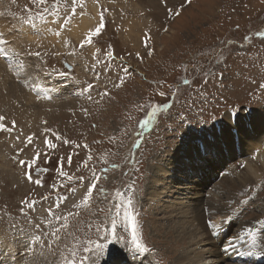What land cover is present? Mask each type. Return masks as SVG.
I'll return each instance as SVG.
<instances>
[{
	"label": "rangeland",
	"instance_id": "rangeland-1",
	"mask_svg": "<svg viewBox=\"0 0 264 264\" xmlns=\"http://www.w3.org/2000/svg\"><path fill=\"white\" fill-rule=\"evenodd\" d=\"M101 15L105 27L82 48ZM259 31H264V0H47L39 6L33 0H0V49L7 53L0 55V115L6 118L0 123L11 129L0 130V232L12 235L15 258L24 261L21 249L32 246L36 253L30 262L75 259L79 264L85 242L92 240L108 244L96 264H222V259L234 264L242 259L236 254L212 260L197 221L188 227L178 220L183 212L199 209L197 192L210 207L219 195L215 184L247 171L246 166L237 175L232 167L219 172L233 162L229 156L235 159L239 152L242 160L257 163L250 151L241 150L240 137L249 144L248 136L254 142L264 133ZM47 88H53L52 99L43 98ZM205 136L222 146L186 150L190 141L202 142ZM37 153L31 169L19 164L30 163ZM211 169L218 172L209 181ZM252 178L237 189L249 191L254 208H261L264 180ZM91 184L97 187L88 206L75 207ZM129 200L145 253L135 251L124 218ZM22 201H35L34 207ZM206 210L201 208V220L209 230L214 222ZM40 220L46 222L40 238L16 227ZM113 220L121 240L109 234ZM190 229L196 242L184 236Z\"/></svg>",
	"mask_w": 264,
	"mask_h": 264
},
{
	"label": "bare ground",
	"instance_id": "bare-ground-1",
	"mask_svg": "<svg viewBox=\"0 0 264 264\" xmlns=\"http://www.w3.org/2000/svg\"><path fill=\"white\" fill-rule=\"evenodd\" d=\"M3 30H5V29H3ZM26 31L28 32L29 29ZM5 33H7V32L5 31ZM23 33H24V31H23ZM1 34H3V33H1ZM27 34H29V33H27ZM30 37H33V36H30ZM1 40H2V38H1ZM6 79H8V78H6ZM34 79H36V78H34ZM27 84H29V82H27ZM52 92H53V88H49V89L47 88L44 96L42 95L43 98L47 99V98H49V96L51 98ZM48 101L50 102V99ZM230 121L232 124H234V126H236L235 122L234 121L232 122V118H230ZM243 124H249V123L247 121H243ZM241 125H242V123H241ZM249 125H251V123ZM241 128H243V127H241ZM238 129L239 128H237V126H236V129L234 130L235 135L240 133V132L238 133V131H237ZM246 131L247 130H244V132H242V134H244ZM216 133H217V129H216ZM217 136H219V135L217 134ZM220 138L225 139V136L222 134V137H220ZM204 139L205 140L202 142L201 141H199V142L195 141V143H193L194 141H190L191 143H190L188 149H186V150H192L193 148H196L197 150H200V148L206 150L205 146L207 144L210 145V149L213 146L215 148H218V147L222 146V144H223V142L217 141L216 145H212V139L213 138H211V136H205ZM240 139L242 140L241 144H243V141H244L243 148L240 147L241 150L245 153L250 151L249 156H251V159H253L255 161H256V157H257V163L253 164V161L248 159V158H245L242 160L238 156L239 152H236L237 156L235 159H234V157H230V156H229V158L231 159L230 161H233L236 163L238 162L239 168L235 167L237 165L234 164L233 162H230V164H226V165L223 164L222 169L217 167V168H219V170H218L219 172L220 171L226 172L230 167H232L235 170L234 175H237V174H239V172H241L240 169L244 170L245 167L247 166L246 167L247 171L244 172L242 174V176L239 177L237 180H228V181L225 180V181L221 182L220 184L214 185V186H217L214 192H216L215 194L219 193V195L221 193L220 198H221V200L223 199L222 202H220L221 200H219L220 199L219 195H217V198L215 200H213V202H211V204H210V207H208L207 200L204 199V197L202 195H199V193H201V192H197V194L199 196L197 195L196 202H201L200 204L202 205V207L207 209L206 211H208L209 217L213 219L214 224L217 225L218 227H216V228L210 227V229L208 230L207 227L202 225L201 218H203V216L201 214V208L202 207L200 206V204L197 205L199 209L194 210L192 212L193 214L191 213V211H189V213L183 212L185 214L182 218L179 217L180 219L178 220V222L180 223V225L186 224L184 226L192 227L193 221H197V226L200 229H202V231L205 235L204 239L207 241L205 244L207 246V251H208L207 254L212 258V260L218 259L220 256H222L223 258H228L230 256L235 257V255L237 254V255H240V257H242V259L236 261L234 264H251V263L247 262L248 259L254 260L255 261L254 264H259V263L261 264V261L264 262V223H260L259 221H264V206H262L261 208L259 207V208L255 209L254 204L252 203L253 199L248 197L249 191H247V193L246 192L243 193V191H244V188H246L244 186L249 184L250 177H253L252 179L258 180V179L262 178L264 180V160L260 161V158L261 159L264 158V133H262L260 138L254 142L251 141V138L248 136V139L250 142L249 144H247V141H245V135H242L240 137ZM236 141H237V137H236ZM239 146H241L240 142H239ZM206 154L209 155V153H206ZM204 156H205V154L203 153V158H204ZM183 160L184 159L182 157V154L179 155L178 162L182 163ZM208 160L211 163H213L211 158H208ZM243 161H244V164H243ZM211 167H212V165H209V168H211ZM214 170L217 171L216 169H213V170L211 169V172L208 173V176H209L208 180L209 181H211V179H210L211 177H214V172H213ZM17 172H18V170H16V174H17ZM221 176H222V174H221ZM240 186L244 187V188H241L242 189L241 193H239L238 192L239 189H237ZM231 192H234V193H231ZM230 199H232V200H230ZM224 200L225 201L229 200L227 202H232V203H228V205H227ZM194 207H195V204H194ZM27 208H29V207H27ZM185 210H187V209H185ZM31 217H32V215H31ZM228 221H229L228 226H225V222H228ZM45 223H46L45 220L44 221L40 220L38 222H35L33 225H27V224H23V226L18 225V224L17 225L15 224V225L17 228H20L21 231H24V230L33 231L40 238V235L44 234L42 225ZM8 225L9 226L11 225L10 222ZM23 227H24V229H23ZM36 229H38V230H36ZM209 231H210V233H207ZM208 235H210V236L213 235L214 240H213V238H212L213 241L211 239H209ZM184 236L190 237V239L192 240V241L190 240L191 242L195 241V240H193L194 239V232L191 231V229H190V231H187ZM1 237L3 238L2 241H1ZM10 237H12V235H9L7 233V231H6V234L4 231L2 233L0 232V264H37L35 261L30 262L36 253L35 252L36 250L33 251L32 246H29V250H26L24 248L21 249V252L23 251L22 256L24 258V261H21L22 259L20 257H18V259H16L15 254H14L15 249L10 246V241H9V239H11ZM219 237H220V239L225 238L226 243L222 242V240H221V242L219 244L216 240ZM253 241H255V244L253 243ZM200 242L202 243V240ZM38 243L41 246H44V243L42 242L41 239H39ZM197 245H199V244H197ZM210 246L213 248L210 249ZM37 252H38V250H37ZM218 254H219L218 257H214V256H217ZM225 254H227V256H225ZM198 255H201V253ZM43 258H44V256L42 257V260H43ZM200 258L204 259V256L201 255ZM185 259L187 261H189L191 258L186 257ZM222 261H223L222 264H227L224 259H222ZM203 262H204V260H200L198 263H203Z\"/></svg>",
	"mask_w": 264,
	"mask_h": 264
},
{
	"label": "snow or ice",
	"instance_id": "snow-or-ice-1",
	"mask_svg": "<svg viewBox=\"0 0 264 264\" xmlns=\"http://www.w3.org/2000/svg\"><path fill=\"white\" fill-rule=\"evenodd\" d=\"M33 2L37 6H39V5L46 4L47 3V0H33ZM75 2H76V0H73V3L74 4H75ZM45 11H47V9H45ZM75 11H76V9H75V7H73V9H72L73 14H75ZM32 18L33 17L31 15H29L28 20H31ZM66 23H67V21H66ZM104 27H105L104 18L101 15L100 23L98 24V26H96L94 30H90V31L87 32L86 36L81 41L80 46L83 48L85 45L91 44L93 38L96 37V36H98L101 33V31H102V29ZM257 35H259L261 37H264V31H259L257 33ZM245 39H247V37ZM0 43H3V41H0ZM0 55H7V53L3 49H0ZM35 55H39V53H35ZM108 55L111 56L112 54L111 53H108ZM149 55H151V52H149ZM124 72L127 73L128 72V69L125 68L124 69ZM184 83L185 84H188L189 82L188 81H184ZM88 87L91 88L92 86L89 85ZM116 87H120V84H117ZM262 87H264V85H262ZM86 91H87V89H86ZM103 95H107V93H104ZM157 110L158 109H155V108L153 109L152 113H150V115H149V119L144 120L142 122V124H141L142 127H147L148 123H150L151 116L155 115V112ZM5 119L6 118L4 116L0 115V122L4 121ZM12 127L13 128L15 127V121L12 122ZM0 130H3V131H11L10 128H6L5 127V124L4 123H0ZM32 139L33 138L31 136L27 137V143H31L32 142ZM44 143L47 146H49V147H55V145H53L51 143V141H49L47 139H45ZM66 143H67V141H66ZM90 158L91 157H89V159ZM37 159H39V153H37L33 157V159L31 160L30 163L27 162V161H24V160H20L19 161V164L22 167H27V168L31 169L36 164V160ZM69 163H71V158H69ZM113 167H115V165H113ZM25 175H26V178L29 181L32 180V176H31V173L30 172L25 173ZM81 179H83V177H81ZM96 179H99V178L97 177ZM35 183L37 185H41L42 184V181L39 180V179H37L35 181ZM96 187H97L96 184L89 185L87 187V193L83 196L82 201L80 202V204L75 205V207H81V206L87 207L88 204H89V201L91 199L93 190ZM71 191H75V190L74 189H71ZM100 191L103 192V189H100ZM45 199H46V197H45ZM22 203H26L29 208H32V207H34L35 201H32V202L22 201ZM131 204H132V201L129 200L128 201L129 209L125 210L124 218H125V220L127 222L128 228L131 231L132 242L134 244L135 251L137 252V254H141V253H145L147 251V248L144 247V245L138 239V236H137V222H136V219H135L134 214L130 210ZM117 207H119V205H117ZM49 211H51V210L49 209ZM69 215H72V213H69ZM58 219H60V218L58 217ZM63 219L65 221L63 227L64 228H67L68 227V224H67V216L63 217ZM259 222L260 223H264V221H259ZM209 227L216 228L218 226L215 225V224H212L210 222L209 223ZM58 231H59V229L56 230V232H58ZM56 232L53 233L54 236H56ZM109 234L111 236L115 237L116 240L123 239L122 237H119V236L116 235V222H115V220L112 221V229H111V231H110ZM56 239H59V236H56ZM103 239L104 240H108V236H105ZM85 243H86L87 246H85L83 248L84 255L80 257L79 264H96V259H98L99 253H101L102 251H104L108 247V244L107 243H98V242H95V241H92V240H87ZM253 243L255 244V241H253ZM72 255H73V257L76 256L75 251H73ZM67 264H77V261L75 259H72V260L67 261Z\"/></svg>",
	"mask_w": 264,
	"mask_h": 264
}]
</instances>
